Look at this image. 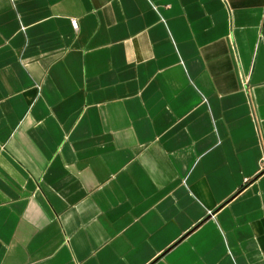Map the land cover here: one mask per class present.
Instances as JSON below:
<instances>
[{
	"label": "crops",
	"instance_id": "0c3cea01",
	"mask_svg": "<svg viewBox=\"0 0 264 264\" xmlns=\"http://www.w3.org/2000/svg\"><path fill=\"white\" fill-rule=\"evenodd\" d=\"M0 264H264V0H0Z\"/></svg>",
	"mask_w": 264,
	"mask_h": 264
},
{
	"label": "built area",
	"instance_id": "2783aa9c",
	"mask_svg": "<svg viewBox=\"0 0 264 264\" xmlns=\"http://www.w3.org/2000/svg\"><path fill=\"white\" fill-rule=\"evenodd\" d=\"M73 24H74L75 27H77V22H76V20H73Z\"/></svg>",
	"mask_w": 264,
	"mask_h": 264
}]
</instances>
